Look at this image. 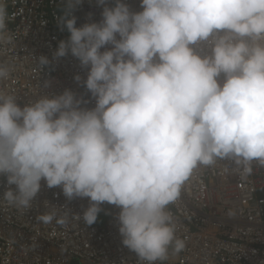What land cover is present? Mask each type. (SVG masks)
I'll return each instance as SVG.
<instances>
[{
    "label": "clouds",
    "instance_id": "9594fccd",
    "mask_svg": "<svg viewBox=\"0 0 264 264\" xmlns=\"http://www.w3.org/2000/svg\"><path fill=\"white\" fill-rule=\"evenodd\" d=\"M83 3L61 0L56 21L69 36L51 60L35 59L41 69L78 60L87 74L74 80L95 105L65 89L21 106L0 87V203L29 211L48 198H36L44 181L68 201L87 198L74 218L96 229L116 206L123 246L139 264H165L186 248L169 206L197 168L218 160L244 175L264 168V0H140L139 11L94 0L101 19L89 13L78 27ZM8 18L0 0V55L15 41ZM12 71L0 62V83ZM45 208L37 221L67 223L66 207ZM102 209L108 220L98 226Z\"/></svg>",
    "mask_w": 264,
    "mask_h": 264
},
{
    "label": "built area",
    "instance_id": "2783aa9c",
    "mask_svg": "<svg viewBox=\"0 0 264 264\" xmlns=\"http://www.w3.org/2000/svg\"><path fill=\"white\" fill-rule=\"evenodd\" d=\"M6 3L8 29L15 41L0 55V62H8L13 71L0 87L16 94L21 106L35 102L40 95H59L65 89L90 100V94L74 80L77 74L82 79L87 74L74 57L53 61L46 69H41L35 59L43 55L51 60L59 41L69 36L56 21L61 14V0ZM127 3L134 11L141 10L140 0ZM101 11L94 0H84L74 12L77 26L89 22V13L93 14L92 21L98 22ZM199 47L210 50L206 45ZM45 81H51L49 87L44 86ZM94 105L95 101L90 100L87 106ZM41 184L36 198L43 194L48 198H42L40 204L33 201L29 211L0 203V264H139L137 255L122 244L119 208L110 205L111 220L96 229L74 218L72 207L79 208L82 217L87 198L68 201L60 188L49 189L44 181ZM6 189V179L0 176V196ZM45 202L66 207L60 214L67 213V223L37 221L36 217L46 211ZM169 210L186 248L178 255L170 254L165 264H264V168L254 164L252 173L244 175L229 160L197 168ZM198 210H207L209 216L198 215Z\"/></svg>",
    "mask_w": 264,
    "mask_h": 264
},
{
    "label": "rangeland",
    "instance_id": "374dc122",
    "mask_svg": "<svg viewBox=\"0 0 264 264\" xmlns=\"http://www.w3.org/2000/svg\"><path fill=\"white\" fill-rule=\"evenodd\" d=\"M65 32L68 33L66 30H65ZM107 220H108V213L105 209H102V211L98 215V219H97V222L95 224L98 226H103V225H105Z\"/></svg>",
    "mask_w": 264,
    "mask_h": 264
},
{
    "label": "bare ground",
    "instance_id": "6f19581e",
    "mask_svg": "<svg viewBox=\"0 0 264 264\" xmlns=\"http://www.w3.org/2000/svg\"><path fill=\"white\" fill-rule=\"evenodd\" d=\"M87 231H89V232H90V230H87Z\"/></svg>",
    "mask_w": 264,
    "mask_h": 264
},
{
    "label": "water",
    "instance_id": "95a60500",
    "mask_svg": "<svg viewBox=\"0 0 264 264\" xmlns=\"http://www.w3.org/2000/svg\"><path fill=\"white\" fill-rule=\"evenodd\" d=\"M75 264V263H74Z\"/></svg>",
    "mask_w": 264,
    "mask_h": 264
}]
</instances>
